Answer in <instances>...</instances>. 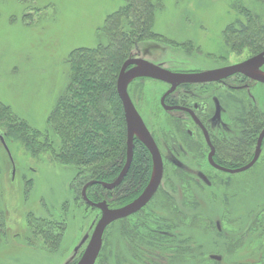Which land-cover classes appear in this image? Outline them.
Masks as SVG:
<instances>
[{
	"label": "rangeland",
	"instance_id": "374dc122",
	"mask_svg": "<svg viewBox=\"0 0 264 264\" xmlns=\"http://www.w3.org/2000/svg\"><path fill=\"white\" fill-rule=\"evenodd\" d=\"M124 4V0H0V100L40 133L41 144H46V137L59 143L51 136L48 121L70 83L71 52L105 43L100 30ZM235 5L264 16V4L256 0H160L153 27L158 36L140 43L133 55L180 73L242 62L255 54L232 51L224 40L227 27L239 19ZM139 86L133 98L146 122L156 131L172 130L170 115L159 105L164 84L146 80ZM253 95L254 106L247 101L238 108L229 103V110L240 109V119L246 115L243 109L257 106L264 111V86ZM5 143L7 148L0 139V214L5 222L0 227V264H74L85 252L101 211L80 198L74 166L55 162L47 152L33 155L19 142ZM244 157L243 165L250 158ZM188 170L182 173L190 178L183 180L168 164L158 193L144 209L159 211L155 219L160 212L171 214L174 225L178 214L196 216L191 226L186 221L182 228L186 242L190 237L192 264H215L211 255L221 256L222 264H264V144L258 162L248 171L228 175L209 168ZM198 171L208 173L210 187L193 180ZM140 217L154 224L153 217L138 214L110 225L95 264H123L132 253L126 240L139 239L140 229L132 225L141 226ZM125 225L130 227L124 229ZM144 226V232L152 230ZM128 228L133 231L126 235Z\"/></svg>",
	"mask_w": 264,
	"mask_h": 264
},
{
	"label": "trees",
	"instance_id": "16d2710c",
	"mask_svg": "<svg viewBox=\"0 0 264 264\" xmlns=\"http://www.w3.org/2000/svg\"><path fill=\"white\" fill-rule=\"evenodd\" d=\"M256 1L264 4V0ZM124 2L118 11L108 16L100 30L105 43L96 48L76 49L69 56L70 83L48 121L51 136H56L59 142L57 145L48 137L46 144H41L38 140L40 133L16 118L11 108L0 100V135L5 141L19 142L36 156L50 153L55 162L74 166L79 177L75 179V185L80 198L84 201V186L95 181L97 183L86 190L87 198L96 203L105 201L113 207H121L137 199L148 186L153 172L148 150L141 142L135 141L133 160L121 184L113 193L101 185L116 180L127 159V125L117 92L118 76L139 44L158 36L153 27L160 0ZM238 6L234 8L239 19L225 30V43L232 51L257 55L264 51V16L243 5ZM238 128L243 135L237 138L238 142L241 140L239 156H249V162L252 143L256 144L264 128V111L257 106L247 110ZM179 174L183 180L190 178L182 172ZM169 199L174 201L171 197ZM181 216L178 214L175 218V226H185ZM151 217L153 215L146 216ZM2 218L4 216L0 214V227L5 226ZM148 220L139 223L149 226ZM129 231L133 229L128 228L125 233ZM237 245L234 244V249Z\"/></svg>",
	"mask_w": 264,
	"mask_h": 264
},
{
	"label": "flooded vegetation",
	"instance_id": "af4514ba",
	"mask_svg": "<svg viewBox=\"0 0 264 264\" xmlns=\"http://www.w3.org/2000/svg\"><path fill=\"white\" fill-rule=\"evenodd\" d=\"M257 55H253L242 62H245ZM130 58L148 61L145 58L135 57L134 55ZM242 62L234 63L221 68L237 65ZM158 66L164 68L167 71L178 74L206 72L190 71L187 73H180L167 69L163 64ZM133 67L134 66H130L127 68V70ZM221 68H217L215 70ZM259 71L264 73V64L259 68ZM146 80L160 82L165 86V89L163 92H161L159 97V105L160 109H162L164 113L170 115V121L168 122L170 125L172 124L173 127L169 132H165V130L162 132L159 128L157 129L158 131L152 129L136 106L137 103H135L133 96L137 90L134 92V89H138L140 87L139 85L145 83ZM212 86H214V88H211ZM259 86H264V83L256 81L242 73H237L217 81L201 83H175V85L151 78H137L133 80L128 86V94L160 152L164 168L163 179L165 175V169L168 167V164H171L174 169L180 172L189 171L188 169L193 170L199 168H209L218 173L228 175L231 173L224 172L219 168L234 170L246 165H241V158L239 156L240 152L238 149L239 140H237L239 136L236 135L237 133H240L238 126L240 127V123L242 121V119L239 118L241 111L240 109L238 110L240 112L229 110L228 105L230 103V105H235L238 108V106H242L245 101L249 102V104L252 103L255 105L256 97L253 95V92ZM237 94L241 96H238ZM221 95H224L226 102L223 100ZM243 110L245 111L242 112V114L247 112L246 109ZM165 135L168 137H165ZM135 141L141 142L140 139L136 137L134 143ZM257 143L258 139L256 141L255 150ZM141 144L143 143L141 142ZM263 144L264 141L262 143V147ZM254 154L252 155V158L254 157ZM192 178L197 183L204 184L209 187L213 184L208 173L202 171L197 172V178ZM114 181L110 183H113ZM116 188L117 186L108 190L113 193ZM154 197L151 199V201L154 199ZM151 201L144 208H146L151 203ZM108 206L111 209L124 207H113L112 204H108ZM144 208L139 212L118 221L125 220L128 222L130 218L138 214L139 216L144 217L152 215L156 217L154 213L159 212L155 210L153 212L148 211ZM148 212L152 213V215ZM159 214L163 215L161 216L162 218L159 217L160 215H157V219L153 217L154 224L152 226L149 225V227H152V230L148 229L146 232H144V225H132L135 227L137 226V228L140 229L138 231L139 239L136 241L126 240V244L130 249H132V253L130 256L124 257L123 264H192V254H189V252H192V250L191 246L188 245L190 237L188 238L187 236V239L189 240L186 242V236L183 234V232H185L183 230L185 226H172L170 225L171 221L169 218L171 217V214L164 215L161 214V212ZM194 216L195 215H193V213H185V215H182L181 218L184 217V221H189L188 226H191ZM142 220L143 219L141 217L138 218L139 222H142ZM118 221H115L112 224ZM161 222H163V224H161ZM110 225L107 227V229L110 227ZM128 226L125 225L124 229ZM107 229L103 235V243L106 232H108ZM218 231H220V229H218ZM199 248L203 249V246H199ZM218 257L221 259L218 260ZM98 259L99 256L96 262ZM210 259L211 261H216L218 264H222L223 262L222 257L218 255H211ZM78 261L74 264H77ZM108 264H110V262Z\"/></svg>",
	"mask_w": 264,
	"mask_h": 264
},
{
	"label": "water",
	"instance_id": "95a60500",
	"mask_svg": "<svg viewBox=\"0 0 264 264\" xmlns=\"http://www.w3.org/2000/svg\"><path fill=\"white\" fill-rule=\"evenodd\" d=\"M264 64V52L250 58L249 60L237 65L221 68L218 70H211L194 74H178L165 70L164 68L142 59H128L122 66L117 80V92L122 102L125 120L127 125V162L119 174L118 178L113 183H102L101 185L106 189H113L120 185L127 175L133 155H134V140L139 136L140 141L149 151L152 157L153 172L151 180L143 191V193L130 204L116 209H111L107 202H92L87 198L86 190L90 185L97 182H89L84 186L82 191L83 199L88 205L97 208L101 211V217L98 220L92 236L88 242L87 248L77 264H95L103 245V235L107 227L115 221L131 216L141 209H143L154 197L158 191L163 179V161L160 152L145 126L142 118L137 112L128 94L129 84L137 78H151L158 81H163L175 85V83H201L209 81H217L225 79L231 75L242 73L250 78L264 83V73L259 71V68ZM134 66L127 70L128 67ZM0 139L7 148L4 138L0 135ZM264 141V129L259 135L254 157L246 165L230 170L219 168L224 172L231 174H238L248 171L258 162L262 153V143ZM218 260L221 258L218 257Z\"/></svg>",
	"mask_w": 264,
	"mask_h": 264
}]
</instances>
